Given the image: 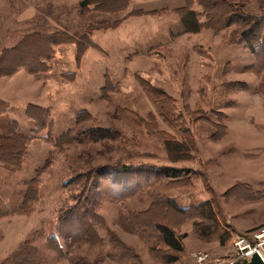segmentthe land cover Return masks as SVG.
Returning a JSON list of instances; mask_svg holds the SVG:
<instances>
[{
    "label": "rangeland",
    "instance_id": "rangeland-1",
    "mask_svg": "<svg viewBox=\"0 0 264 264\" xmlns=\"http://www.w3.org/2000/svg\"><path fill=\"white\" fill-rule=\"evenodd\" d=\"M82 1L0 0V132L14 122V132L30 138L20 171L0 161L8 205L0 264L28 242L43 264H226L235 238L262 225L251 221L264 212V177L254 173L264 169V28L253 53L243 21L185 33L178 10L186 0H129L116 12L125 0L88 11ZM189 1L198 21L215 28L232 13L222 0L205 9L207 0ZM243 6L254 20L264 14V0ZM34 32L58 36L53 43L27 37ZM35 56L43 62L39 76L28 71ZM30 105L48 110L45 129L26 116ZM123 166L130 174L112 177ZM166 170L185 173L165 178ZM147 172L160 180H139ZM82 175H89L85 204L95 214L86 222L97 232L67 248L78 193L70 181ZM159 224L180 239L181 253L162 242ZM23 259L13 264H28Z\"/></svg>",
    "mask_w": 264,
    "mask_h": 264
},
{
    "label": "trees",
    "instance_id": "trees-1",
    "mask_svg": "<svg viewBox=\"0 0 264 264\" xmlns=\"http://www.w3.org/2000/svg\"><path fill=\"white\" fill-rule=\"evenodd\" d=\"M110 1L112 0H83L80 4L81 9L83 11H88V9H90V7H94V10L96 9H100V6L103 5H107L108 3H110ZM128 1L129 0H125L124 4L121 5H116L117 8L115 10L116 11H121L124 10L127 5H128ZM228 2L229 7L232 9V13L230 14V17H228V19L225 21V24L220 25L218 28L212 27V26H208L209 22L204 23H200L198 21V13L194 10H192L190 8V1L186 0V5L182 8H180L178 10L179 13V17H180V21L183 25V29L185 33H199L203 28H208L211 29L212 31L217 32L218 30H222L224 27H228L229 25H231L232 23L236 22V21H243L244 23H246V25H249V28L247 30H244L241 34L243 41L245 42L246 46L248 47V49L250 51H252L253 53L256 51L257 48V44L254 45V43H262V32H263V28H264V14L263 16L259 19V20H254L253 18H250L248 16V14L245 12V8L243 6V4L247 1V0H222V2ZM198 2L204 6L201 2V0H198ZM217 3V0H207L206 2V6H204V9L207 7H215ZM205 15L207 17L208 20L211 19V17L209 16L210 13L208 10H205ZM255 22L253 24H251L250 22ZM119 23L113 24V25H109L106 29H113L115 27L118 26ZM97 29V28H95ZM58 34L56 35H46L43 34L42 32H34L32 34H29V36H27L28 38H46L48 40V38H50V42L53 43V39L55 37H57ZM73 42V41H72ZM88 47V46H87ZM87 49V48H86ZM35 59V60H34ZM40 58L37 56H35L32 59L28 60V71L29 73H31L34 76H39L40 73L43 70L42 68V64L43 62L41 61L40 64ZM26 64V63H25ZM25 64H22V67H24ZM26 66V65H25ZM39 66V67H38ZM42 69V70H41ZM0 103H2L0 105L4 106L5 102L0 100ZM48 110L46 108H43L41 106H34V105H30L27 109H26V116L32 120H34V122L36 123L37 127L39 126L42 129H45L48 125H50V122H48L49 120V116H48ZM5 114V112L2 113V116ZM5 118V117H4ZM4 118H2L0 120L3 121ZM1 124V123H0ZM9 128H7L6 133L5 132H0V161L2 163V167L3 169H5L6 171L10 172V173H16L18 171H20L21 169V164L23 163L22 159H23V153L26 149V143L30 140L29 137H27L25 134L19 133V132H14L13 128H14V122L8 123ZM1 128V127H0ZM104 132H107L106 130H104ZM110 133V132H107ZM68 133L67 134H63V136L59 137L56 141V143L58 144L59 142L63 141L65 138L68 137ZM110 136V135H109ZM105 137V136H104ZM109 138V137H108ZM103 139V138H102ZM16 143V144H15ZM10 144V148L11 151H5L7 149V145ZM11 144H15V146L11 145ZM172 146V145H170ZM174 147H177V149H179L180 153H184V146L181 144H175ZM9 155L10 153V157H5L4 154ZM115 169H112V173H115L112 175V177H117L118 175H120L121 173H128L130 174L131 172V168L127 167V166H123V167H114ZM168 171V170H166ZM148 177L146 178H139V180H144V181H148L149 179H151L152 177L159 179L160 177L157 174H153L149 172H147ZM167 173V174H166ZM164 171V176L165 178H178L181 177L183 173L185 172H181L178 170H172V171H168L166 172ZM127 176H131L128 175ZM152 177H151V176ZM88 178L89 175H82V176H77L76 178H72V180L70 181V184L74 185V188L78 191V193L74 196V201L75 204L73 205V207L70 209V211L68 212V218L71 216L72 221L75 223V228H74V232H72L69 235H64L63 236V240L66 241V247L67 248H71L73 247L75 244L80 243L82 241H86L88 240V235L89 231H94L97 232L95 230L94 227V223L91 222H86V218L85 215L89 214L92 215V217H95V214L93 213H89L90 208L88 209L87 204L90 201V193L92 191V188H90V184L88 182ZM98 178H100V175H98ZM164 178V177H163ZM161 178V179H163ZM79 179H84V181H80ZM33 184H35V182L33 181ZM152 184L148 183L147 184V188L151 187ZM28 201V198H26L25 202ZM31 201H34V198H31ZM178 208V207H177ZM202 209L207 212L205 215L209 218L212 219L213 221V212H212V208L209 204L205 205L202 207ZM176 210H180V209H176ZM8 212V205L4 200L3 195L1 194L0 191V218L4 215H6ZM61 221V225H63V223H65L66 220H64V217L61 216L60 218ZM156 229L158 230L159 234H160V238L162 240V242L172 251H175L177 253H181L183 251V246L182 243L180 241V239L174 234L173 230L168 227L167 225H162L159 224L157 226H155ZM59 232H61V227H59ZM86 234V235H85ZM58 236H53V238H51L50 240L52 241V244L55 245V248H53L54 250L57 251L58 254L62 253V246L59 243V237ZM24 258V261H27L28 264H43V258L40 254V252L38 250H36L35 248H32V246L30 245V243H25L23 244L21 247H19V249L14 252L10 258H8L4 263L2 264H13L15 262H17L19 259Z\"/></svg>",
    "mask_w": 264,
    "mask_h": 264
},
{
    "label": "built area",
    "instance_id": "built-area-1",
    "mask_svg": "<svg viewBox=\"0 0 264 264\" xmlns=\"http://www.w3.org/2000/svg\"><path fill=\"white\" fill-rule=\"evenodd\" d=\"M257 252L264 259V225L247 235H239L234 240V255L226 264H244L253 253ZM205 254H199V261L207 260Z\"/></svg>",
    "mask_w": 264,
    "mask_h": 264
},
{
    "label": "crops",
    "instance_id": "crops-1",
    "mask_svg": "<svg viewBox=\"0 0 264 264\" xmlns=\"http://www.w3.org/2000/svg\"><path fill=\"white\" fill-rule=\"evenodd\" d=\"M166 1H167V3H172V2L177 1V0H166ZM182 7H184V6H181V8ZM0 100L6 102L1 96H0ZM249 157H251V155ZM252 158H254V157H252ZM256 169L257 168H254V173H256L258 176L256 179H260V178L264 177V169H262V171H260V170L258 171V169H260V167L257 170ZM251 223L264 225V212L262 214H258V216L255 217V219L253 221H251Z\"/></svg>",
    "mask_w": 264,
    "mask_h": 264
},
{
    "label": "water",
    "instance_id": "water-1",
    "mask_svg": "<svg viewBox=\"0 0 264 264\" xmlns=\"http://www.w3.org/2000/svg\"><path fill=\"white\" fill-rule=\"evenodd\" d=\"M247 264H264V260L260 257L257 252H255L252 254Z\"/></svg>",
    "mask_w": 264,
    "mask_h": 264
},
{
    "label": "bare ground",
    "instance_id": "bare-ground-1",
    "mask_svg": "<svg viewBox=\"0 0 264 264\" xmlns=\"http://www.w3.org/2000/svg\"><path fill=\"white\" fill-rule=\"evenodd\" d=\"M10 65V64H9ZM7 67V66H6Z\"/></svg>",
    "mask_w": 264,
    "mask_h": 264
}]
</instances>
